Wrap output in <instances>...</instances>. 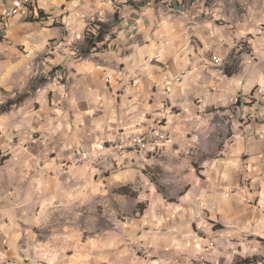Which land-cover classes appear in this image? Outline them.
Returning <instances> with one entry per match:
<instances>
[{
	"label": "crops",
	"instance_id": "0c3cea01",
	"mask_svg": "<svg viewBox=\"0 0 264 264\" xmlns=\"http://www.w3.org/2000/svg\"><path fill=\"white\" fill-rule=\"evenodd\" d=\"M7 5L0 0L1 14ZM141 15L124 8L110 50L67 62V84L50 87L55 99L42 96L40 110L26 102L0 115V264L35 262L41 250L51 254L55 240L70 238L49 231L39 240L35 232L51 229L55 210L66 208L71 195L84 196L86 188L97 193L95 171L71 166L66 172V163L157 123L165 125L167 139L148 153L101 154L113 169L105 179L109 191L132 187L138 196L132 216L118 225L121 232L77 245L71 264H92L89 253L100 254L94 264H140L130 241L143 245L152 264H264V53L253 47L238 53L234 64L227 40L190 43L182 29L189 18L154 10ZM20 19L0 36V104L10 97L12 78L31 67L33 54L24 60L17 46L32 53L40 37L62 36L45 21ZM86 25L77 30L81 38ZM235 97L241 98V113L228 124L225 112ZM34 131L39 141L31 140ZM154 167L168 187L164 193L143 174ZM140 204L144 211L136 213ZM202 231L213 237V248ZM104 249L111 253L103 255Z\"/></svg>",
	"mask_w": 264,
	"mask_h": 264
},
{
	"label": "rangeland",
	"instance_id": "374dc122",
	"mask_svg": "<svg viewBox=\"0 0 264 264\" xmlns=\"http://www.w3.org/2000/svg\"><path fill=\"white\" fill-rule=\"evenodd\" d=\"M14 1L11 0V4L7 5L8 1L6 0L8 10L4 14H1L2 7L0 9V36L5 35V31L10 29L8 27L11 20L20 18L23 24H31V22L38 20L45 21L47 22L45 26L47 29L60 31L62 36L53 40H43L44 37H40L42 41H39L40 44H35L32 53L25 44L17 46V53L24 60L29 59V55L33 54L31 67H27L28 70L20 76L12 78L10 86L6 88L10 97L5 104H0V115L13 109V107L8 108L7 105H24L27 102L31 103L32 108L38 111L42 104L38 100L42 96L45 97L46 102L55 99L56 90H50V87L53 86L56 89L67 84L68 79L64 75L65 64L76 60L83 61L90 56H83V54L86 51L85 36L91 26L100 22L111 24L113 27L107 41L111 40L112 35L115 36L114 33L121 24L124 8L135 12L136 16H142V13L145 14L154 10L156 12L163 11L165 14L174 13L185 19L189 18L190 22L185 23L182 29L184 35L191 41L190 43L202 46L201 39L204 37L205 39L216 37L218 41L227 40V45H231L230 57L234 64L238 61V53H251L253 47L260 48L264 53V0H32L24 4V10L19 15L9 17L8 12L13 7ZM107 6L108 10L105 12ZM40 7H43L42 14L39 13ZM83 7L87 11L80 14L77 10ZM83 22H87V25L81 38V34L77 30L79 25L83 27ZM67 23L72 25L69 30H65ZM34 27L39 28L36 25ZM211 54L212 56L215 55ZM255 59L256 57L252 56V60ZM213 60L214 62H221L219 57H214ZM3 90L5 88L2 85L0 92ZM226 113L227 111L225 112L226 120L223 119L230 124ZM239 113L241 111L235 113L234 120L239 116ZM57 115L58 113L52 114L55 118H58ZM13 122H16L14 118ZM52 123H54V128H57L56 119H53ZM61 129L59 127V130ZM227 135L230 133L228 132ZM38 138V133L34 131L31 140L39 141ZM162 139H167V134L164 131H162ZM25 149L29 150L30 145H27ZM80 154L79 152L73 161L66 163L64 168L67 172L71 166L81 170H86L84 166L85 168L89 166L91 168L88 170L90 173L95 171L98 174L95 180V183L98 184L97 193L90 192V189L86 188L84 189V196L71 195L66 208L55 210L54 218L51 220V229L35 230L39 240H43V234L49 231L58 235L63 232L68 233L70 238L55 240L51 254L41 250L38 252V259L35 262L21 260L15 264H71L70 259H73L71 256L79 254L77 245L82 246L85 241H93L102 235H105L104 238H109L110 235L117 236L116 232H121L118 225L125 221V218L132 216L133 200L138 196L137 192L132 187L109 191L105 179L113 169H108L107 163H102L101 160L95 164H84L82 167L75 166L74 163H79L77 161ZM2 157L3 155H0V158ZM114 159L115 157H112L110 160L114 161ZM161 160L164 158L162 157ZM159 171L161 172L158 167L146 168L143 174L149 177L159 193H164L168 187L163 186L161 182L162 173L157 174ZM184 191L185 189H182L181 192ZM169 200L174 201L171 198ZM137 210L136 213L143 212L144 205H138ZM218 228L220 226L215 227V230ZM204 234L206 235L205 232ZM208 238L212 237L209 236ZM129 243L139 255L138 249L143 245L139 246L138 243H131V241ZM101 252H105L103 255L111 253L109 249H104ZM88 255L93 257L90 261L94 264V257L100 254L89 253ZM139 258L141 264L140 255Z\"/></svg>",
	"mask_w": 264,
	"mask_h": 264
},
{
	"label": "built area",
	"instance_id": "2783aa9c",
	"mask_svg": "<svg viewBox=\"0 0 264 264\" xmlns=\"http://www.w3.org/2000/svg\"><path fill=\"white\" fill-rule=\"evenodd\" d=\"M30 1L32 0H15L13 7L8 12V16L14 17L16 15H19L24 10V4ZM245 99H244L245 103L247 102L250 103V101H252L251 94L249 96H246ZM163 129H166L165 125H163L162 123H157L156 125L150 127L144 132L136 133L130 135L129 137L117 141L116 149H103V147L100 146V144H98L95 150L89 149V150L81 151L83 152V160L79 163H74V165L82 166L84 164H95L96 162L100 161L102 153L104 152L116 153L120 149V147H127L128 150L137 149V152L143 154L148 153L154 144L165 142L162 139ZM249 204H253V202L249 201ZM202 232L204 233V231ZM207 240L209 244L208 248H213L215 245L213 237L207 238ZM196 249L201 252L205 251V248L201 244H197ZM152 263H155L153 258L151 261H144L143 264H152Z\"/></svg>",
	"mask_w": 264,
	"mask_h": 264
},
{
	"label": "trees",
	"instance_id": "16d2710c",
	"mask_svg": "<svg viewBox=\"0 0 264 264\" xmlns=\"http://www.w3.org/2000/svg\"><path fill=\"white\" fill-rule=\"evenodd\" d=\"M112 27L111 24L102 22L92 25L85 36L86 51L83 56L99 54L110 50V43L116 40L115 36L112 35L111 40L107 41V38L111 35ZM1 40L2 38H0V41ZM7 106L8 108H12L15 104ZM157 174L160 175L161 172L159 171ZM250 263L251 261H245L242 264Z\"/></svg>",
	"mask_w": 264,
	"mask_h": 264
},
{
	"label": "bare ground",
	"instance_id": "6f19581e",
	"mask_svg": "<svg viewBox=\"0 0 264 264\" xmlns=\"http://www.w3.org/2000/svg\"><path fill=\"white\" fill-rule=\"evenodd\" d=\"M249 96V95H248ZM253 95L251 94V97ZM241 111V98L235 97L233 100V104L231 109L226 113V116L228 117L229 121H233L235 118V113ZM100 146L103 147V149H116V143L115 144H105L100 143ZM124 151H137V149H129L127 147H120V149L117 152H124ZM83 160V153L81 156H79V160L77 162H81ZM140 246V245H139ZM139 255L141 257V264L144 263V261H151L152 257L148 254L146 249L143 246L139 247Z\"/></svg>",
	"mask_w": 264,
	"mask_h": 264
}]
</instances>
